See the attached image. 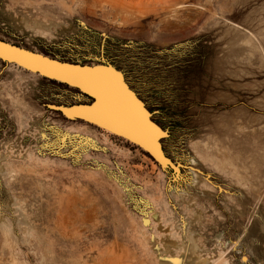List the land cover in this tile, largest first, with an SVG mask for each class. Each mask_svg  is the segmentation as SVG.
<instances>
[{
    "label": "rangeland",
    "instance_id": "obj_1",
    "mask_svg": "<svg viewBox=\"0 0 264 264\" xmlns=\"http://www.w3.org/2000/svg\"><path fill=\"white\" fill-rule=\"evenodd\" d=\"M0 40L102 56L179 170L0 60V264H264V0H0Z\"/></svg>",
    "mask_w": 264,
    "mask_h": 264
},
{
    "label": "water",
    "instance_id": "obj_2",
    "mask_svg": "<svg viewBox=\"0 0 264 264\" xmlns=\"http://www.w3.org/2000/svg\"><path fill=\"white\" fill-rule=\"evenodd\" d=\"M33 57H35L36 59H32ZM0 60L4 63L6 62L14 63L30 71H34L36 74H41L45 80H50L52 82H56L53 79V77L61 75V73L50 69L47 65L42 63V61H47L48 64H57L61 68L76 70L80 72L81 74L87 75L89 77L104 76L105 74L109 73L110 70L111 72H117L116 70L117 68H114V66L112 67L107 61H105L102 58V56H100V59H98L96 63H91V64L73 63V62H68L64 60H59L57 58H53L51 56L43 54L41 52L19 47V46L10 44L2 40H0ZM96 69H100L101 71L96 72L95 71ZM84 70H87V73H85ZM119 76H120L119 83L114 85L119 95L94 94V91H95L94 89L86 88L84 86H78L80 85V81H74L68 84L59 82V84L64 85L66 87H69V85H74L73 89L78 92V96L85 97L88 99V102H85L84 104L77 103V104L70 105L69 109L75 108L77 109L76 111L77 114L83 115L82 116L84 117L83 119H87L88 121H91L92 123H96L98 125H102L103 127H106L112 131H116L117 133H121L122 135L128 137L129 139H133L137 143H140L141 145H143L141 140L136 138L135 135H131L125 129H122L121 127H118L112 123V119L115 118V114H116L114 111L113 105L115 104V102L121 104L122 92H119V90L122 88L132 93L129 90V88L131 87L129 86V83L126 80L125 76L121 74L120 72H119ZM136 95L138 98H140V96L137 93ZM138 102L140 101L138 100ZM144 106L147 109L146 104H144ZM51 107L57 108V109H52L53 111H57L59 114L62 113L60 110H58L59 108H61V106L47 105L48 109H51ZM145 108L143 110L145 111V118H146L147 123L151 125L157 124L156 121L153 119V115L155 113L150 112L149 110H146ZM122 112H120V114H122ZM123 114H122L123 116L121 117L124 118L125 124L126 122H130V117L126 115L127 112L125 111V113ZM160 133L161 135H157L154 141L152 140L151 146L156 147L157 150L161 154H163L164 151L161 145V141L167 136V132L161 131ZM151 146H147V147L152 148Z\"/></svg>",
    "mask_w": 264,
    "mask_h": 264
},
{
    "label": "snow or ice",
    "instance_id": "obj_3",
    "mask_svg": "<svg viewBox=\"0 0 264 264\" xmlns=\"http://www.w3.org/2000/svg\"><path fill=\"white\" fill-rule=\"evenodd\" d=\"M240 7H244L243 4L239 5ZM32 59H36L33 57ZM45 65H47L50 69L61 73L53 79L57 82H63L65 84L72 83L74 81H80V85L86 88L94 89V94L101 95V94H112V95H119L117 90L115 89L114 85L119 83L120 76L119 71L111 72L105 74L104 76L100 77H89L87 75L81 74L80 72L72 69L61 68L57 64H48L47 61H42ZM96 72H100V69H96ZM87 73V70H84ZM47 74V73H45ZM183 89L179 86V81H177V102H181L182 98L180 97L179 93ZM119 92H124L126 94V90L120 89ZM188 103H197L196 101H187ZM121 103L123 104L125 110L129 113L132 117V122L136 129L144 130L147 129L151 133V139L154 141L157 135H160L157 129L152 128L151 125L147 124L146 120L144 119V113L142 110H138V105H128L127 102L121 97ZM63 111V109H60ZM173 264H179V261H174Z\"/></svg>",
    "mask_w": 264,
    "mask_h": 264
},
{
    "label": "bare ground",
    "instance_id": "obj_4",
    "mask_svg": "<svg viewBox=\"0 0 264 264\" xmlns=\"http://www.w3.org/2000/svg\"><path fill=\"white\" fill-rule=\"evenodd\" d=\"M7 63L10 64V62H6L5 64H7ZM11 64H14V63H11ZM15 65H17V64H15ZM17 66L21 67L19 65H17ZM21 68L26 70V71H29L32 74L35 73L34 71H30V70H28V69H26L24 67H21ZM37 75L43 77L41 74H37ZM73 86L74 85H69V87H71V88H74ZM129 90H130V88H129ZM131 92L132 93L128 92L127 90H126V94L124 92H122V97L124 98V100L127 102L128 105H130V106L131 105H138L139 106L138 110H142L143 111L144 119L146 120L145 111L143 110L145 108L144 104L138 99L137 95L133 91H131ZM138 100L140 102H138ZM51 108L52 109H57L55 107H51ZM69 108H70V106H69ZM69 108H65V107L61 106V108H59L58 110L63 109V111H61V110L60 111L62 112V114H64L69 119H72L73 117H75V118L80 119L82 121H86L88 123H91L95 127L99 128V129H102L103 131H105L106 133H108L110 135H114V136L120 137V138L126 140L127 142L138 146L142 151L147 153L160 167L165 168L166 166H168V167H171L176 174L179 173L178 168H175V166H173L171 161H169V159L167 160V158H165L164 153L161 154L157 150L156 147H152L151 146L152 145V143H151L152 142L151 133L147 129L138 130V129L135 128V126H134V124L132 122V117L125 110V108H124L122 103L119 104V103L115 102V104L113 105V108H114V111H115L116 114H115V118L112 119V123L115 124L118 127H121L122 129H125L131 135H135L136 138L141 140L143 145H141L140 143H137L133 139H129L128 137L122 135L121 133H117L116 131H112V130L106 128V127H103L102 125H98L96 123H92L91 121H88L87 119H83L84 118V117H82L83 115H80V114L76 113L77 109H75V108L69 109ZM120 109H121V111H120ZM122 110H123V112H122ZM125 111L127 112L126 115H128V117H130V122H126V124L124 122V118L121 117V116L124 115L123 113H125ZM120 112H122L123 115L120 114ZM147 124H149V123H147ZM149 125H151V124H149ZM151 127L157 129L159 133L162 131L158 126L156 127V125H151ZM160 135H161V133H160ZM147 146H151L152 148L147 147Z\"/></svg>",
    "mask_w": 264,
    "mask_h": 264
}]
</instances>
